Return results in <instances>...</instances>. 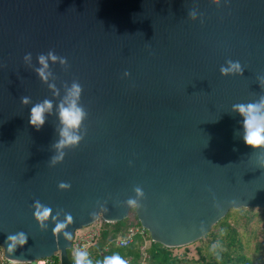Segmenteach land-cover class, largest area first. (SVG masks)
Returning <instances> with one entry per match:
<instances>
[{"label": "water", "instance_id": "obj_1", "mask_svg": "<svg viewBox=\"0 0 264 264\" xmlns=\"http://www.w3.org/2000/svg\"><path fill=\"white\" fill-rule=\"evenodd\" d=\"M50 52L42 77L38 57ZM230 62L240 71L222 73ZM73 84L84 116L70 131L80 139L58 150ZM262 97L264 0H0L5 259L59 254L73 264L77 231L132 210L172 249L203 239L232 209L264 210V146L245 145L234 108ZM46 100L37 128L31 109ZM18 233L26 244L8 252Z\"/></svg>", "mask_w": 264, "mask_h": 264}, {"label": "trees", "instance_id": "obj_2", "mask_svg": "<svg viewBox=\"0 0 264 264\" xmlns=\"http://www.w3.org/2000/svg\"><path fill=\"white\" fill-rule=\"evenodd\" d=\"M254 211L252 208L232 209L203 239L195 242L202 243L196 249L197 256L186 258L185 251L191 245L184 247L186 250L181 255L175 252L178 248H167L153 242L150 235L146 239L137 236L131 245L118 247L115 239L124 236L130 229L141 226L135 210H132L129 217L122 222L112 224L103 222L101 236L90 248L89 258L93 260V264L96 260H102L103 257L112 254H119L127 264H262L264 239L260 243L262 248L259 246L257 255L253 257L248 254L239 230L257 216L259 221H264V210L258 209V213ZM262 231L264 235V229ZM68 255L74 264L70 251ZM1 256L3 251L0 248V264H4L6 260L5 258L2 260ZM51 260L53 264H60L59 254ZM6 263L10 264L7 261Z\"/></svg>", "mask_w": 264, "mask_h": 264}, {"label": "clouds", "instance_id": "obj_3", "mask_svg": "<svg viewBox=\"0 0 264 264\" xmlns=\"http://www.w3.org/2000/svg\"><path fill=\"white\" fill-rule=\"evenodd\" d=\"M52 59L55 60V57L51 52L48 53V56L40 55L38 57L39 63L43 66L39 70V73L42 77H44V69L47 68V60ZM232 71H240V65L238 62L229 63L228 68H222V73L232 72ZM80 87L77 84H73L71 90L69 91V96L71 99L68 103L67 107H60V118L61 122L64 125V128L60 132L61 139L55 145L59 150L66 145H74L80 139L79 136L73 134L70 129H76L83 116L84 112L80 107L76 104V98L79 97ZM24 103H27V98H24ZM51 108V104L49 101H44L42 104H37L32 107L31 115L29 122L39 128L43 123V113ZM236 111H238L243 117V126L245 129V135L243 137V141L245 145L250 146L252 149L259 148L264 146V97L260 99L258 103H249V104H239L234 105ZM63 153L54 157L55 160H59L62 157ZM60 187H66V185L61 184ZM139 191V190H138ZM133 207H135L134 201H129ZM39 208V206H37ZM49 216V209L45 208L43 210H39L36 213V217L40 221H44ZM70 220V217H69ZM64 228L63 223H59L56 225L54 232H59ZM65 238H70L69 233H64ZM7 241H10L7 247L8 252H12L13 249L17 246V244L23 246L27 242V237L23 233H18L16 235H9ZM74 264H93V260L89 258V253L83 248L74 249ZM40 264H43L41 261ZM95 264H127V261L122 258L119 254H112L103 257L102 260H96Z\"/></svg>", "mask_w": 264, "mask_h": 264}, {"label": "built area", "instance_id": "obj_4", "mask_svg": "<svg viewBox=\"0 0 264 264\" xmlns=\"http://www.w3.org/2000/svg\"><path fill=\"white\" fill-rule=\"evenodd\" d=\"M103 222L105 221L100 219L92 226L85 228L87 230H85L84 232L80 234H77L76 232L75 237L73 239L71 249L69 250L71 252L72 257H74V249L76 248H83L90 255V248L94 245L96 240H98L101 236ZM149 235H150L149 232L144 227L142 226L135 227V228L130 229L124 236H120L117 239H115V243L118 247H127L134 242L137 236H141L144 239H146ZM41 261L43 262V264H53V261L51 259L40 260V261L34 262L33 264H40ZM9 263L15 264L12 262H9Z\"/></svg>", "mask_w": 264, "mask_h": 264}, {"label": "rangeland", "instance_id": "obj_5", "mask_svg": "<svg viewBox=\"0 0 264 264\" xmlns=\"http://www.w3.org/2000/svg\"><path fill=\"white\" fill-rule=\"evenodd\" d=\"M254 212H257L258 213V209H255ZM258 217V216H257ZM255 218L253 219L252 221H250L248 223V225L244 228H240V233L242 234L243 236V241L246 245V250L248 252V254L252 255L253 257H255L257 255V251H258V248L259 246L262 248L261 246V242L263 241L264 239V235H263V229H264V221H259L258 218ZM84 230H81V231H77V234H80L82 232H84ZM202 245V243H195V244H191V246L189 247V249H184V247H181V248H178L175 252L177 254H181L183 255L184 251H185V256H187L186 258H194L196 255V249L198 246ZM262 253H264V251H262ZM262 257V258H261ZM260 258L262 259V264H264V254L261 256ZM2 260H4V254L3 256H1ZM4 264H7L6 261Z\"/></svg>", "mask_w": 264, "mask_h": 264}]
</instances>
